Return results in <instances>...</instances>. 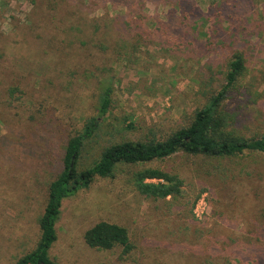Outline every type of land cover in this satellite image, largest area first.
I'll return each mask as SVG.
<instances>
[{
    "label": "rangeland",
    "instance_id": "rangeland-1",
    "mask_svg": "<svg viewBox=\"0 0 264 264\" xmlns=\"http://www.w3.org/2000/svg\"><path fill=\"white\" fill-rule=\"evenodd\" d=\"M211 3L0 0V264H15L35 248L49 184L68 139L86 122L98 118L100 128L86 144L81 168L110 144L162 139L204 104V42L177 56L152 30L166 14H182L178 6L213 14ZM51 14L73 16L82 31L51 38ZM127 14H147L145 20L136 15V24L151 29L129 31L137 34L125 39L118 20L129 19ZM166 24L180 27L177 17ZM72 38H80L82 49ZM250 50L248 76L228 101L247 137L264 135V42ZM24 55L31 61H21ZM213 56L216 64L226 59L225 53ZM12 88L19 92L10 94ZM108 88L112 105L100 117V95ZM220 163L179 154L144 166L122 165L115 178L97 179L63 202L52 258L61 264H211L227 256L224 241L264 239V155L223 161L225 182L215 177ZM146 168L178 173L184 197L142 195L133 178ZM101 221L127 228L132 249H91L85 233Z\"/></svg>",
    "mask_w": 264,
    "mask_h": 264
},
{
    "label": "trees",
    "instance_id": "trees-1",
    "mask_svg": "<svg viewBox=\"0 0 264 264\" xmlns=\"http://www.w3.org/2000/svg\"><path fill=\"white\" fill-rule=\"evenodd\" d=\"M211 1L210 10L213 14H197L194 9L190 11L191 8L187 10L178 6L177 11L181 10L182 14H166V21L160 20L152 30L163 39V48L177 56L187 55L189 47L194 48L200 41L204 42L207 53L201 56V61H205L200 66L201 70L207 72L200 93L204 104L188 118L186 125L171 131L162 139L154 137L145 141L110 144L101 150L91 164L81 168L86 144L100 128L98 118L86 122L82 131L68 139L59 172L49 184L46 204L38 219L39 240L35 248L15 264H61L52 258L51 250L58 240L57 224L63 202L89 188L99 178H115L122 165L144 166L185 154L221 162L215 168V177L225 182L228 170L223 167V161L239 159L248 153L264 155V135L247 137L243 134L238 128L239 111L229 104L241 90L243 79L248 76V51L264 42V0ZM127 15L129 19L118 20L121 29L124 28L128 33L125 39L137 34L129 31L140 30V33H145L151 29L136 24V15L145 20L147 14ZM176 17L179 18L180 27L170 29L166 22ZM50 22L53 24L48 34L53 39L54 36L71 37L76 30L82 31L69 14H51ZM71 40L74 45L78 43L79 48L85 45L80 38ZM219 53H225L226 59L216 64L213 55ZM20 60L31 61V58L24 55ZM17 92L18 88L10 90L13 95ZM111 105V89L108 88L100 95V117L108 114ZM133 182L142 195L155 200H176L185 194V183L178 173L158 168L136 172ZM85 241L91 249L100 251H112L119 247L124 248L125 252L132 249L128 229L106 221L90 228L85 233ZM223 245L227 256H221L220 260L211 264H264V239H247L240 245V240L231 238L224 241Z\"/></svg>",
    "mask_w": 264,
    "mask_h": 264
}]
</instances>
